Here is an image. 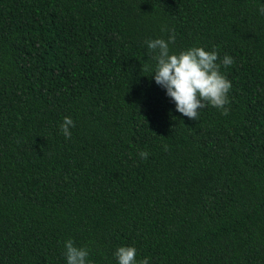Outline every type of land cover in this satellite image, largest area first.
Wrapping results in <instances>:
<instances>
[{
	"label": "trees",
	"instance_id": "1",
	"mask_svg": "<svg viewBox=\"0 0 264 264\" xmlns=\"http://www.w3.org/2000/svg\"><path fill=\"white\" fill-rule=\"evenodd\" d=\"M260 6L0 0V264H66L69 238L93 264L121 244L149 264H264ZM170 33V51L233 57L226 115L189 119L155 84L145 41Z\"/></svg>",
	"mask_w": 264,
	"mask_h": 264
},
{
	"label": "clouds",
	"instance_id": "2",
	"mask_svg": "<svg viewBox=\"0 0 264 264\" xmlns=\"http://www.w3.org/2000/svg\"><path fill=\"white\" fill-rule=\"evenodd\" d=\"M258 12L264 15V0H260ZM175 35L170 33L167 40L161 37L145 41L154 63L149 68L156 85L165 91V95L174 104V110L189 119H197L198 109L205 102L220 109L226 115L229 103L228 93L232 82L220 69L233 63V57L225 54L219 57L215 48L209 50L202 45H192L179 52L170 51V44ZM219 60V62H218ZM171 111V110H170ZM75 126L70 116H65L60 124V131L67 139L71 136V128ZM141 159H146L148 153L141 150ZM63 256L66 264H93L89 259L87 247L77 246L69 238L63 242ZM116 264H149L150 258H137L134 245L121 244L113 252Z\"/></svg>",
	"mask_w": 264,
	"mask_h": 264
}]
</instances>
